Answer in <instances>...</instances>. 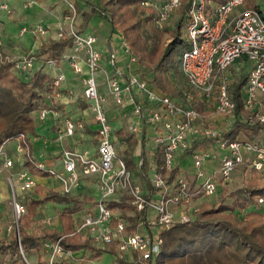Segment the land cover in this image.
Listing matches in <instances>:
<instances>
[{"label":"built area","instance_id":"obj_1","mask_svg":"<svg viewBox=\"0 0 264 264\" xmlns=\"http://www.w3.org/2000/svg\"><path fill=\"white\" fill-rule=\"evenodd\" d=\"M61 1L67 11L62 19L68 27L66 30L59 27L56 39L64 35L71 38L72 45L66 59L75 75L84 73L83 91L80 96H74L71 92L64 94L60 88L65 76L56 71L52 75L55 93L46 98L53 104L59 101L84 102L97 124V143L94 150L64 148L60 153V172L46 168L42 162L34 165L55 178L64 194L78 189L83 179L91 180L96 190L94 204L78 217L72 235L89 240L104 252L109 245H113L117 254L112 255L111 264H154L161 251L162 234L176 224L189 222L203 201L215 198L222 184L231 183L240 164L255 170L264 182V141L240 137L230 140L224 137L239 120L235 114L230 79V69L238 59L243 58L250 64L246 83L240 93L243 109L250 113L246 122L249 125H264V6L257 0H253L255 6L251 8L245 7L247 0H225L220 4L210 0L140 2L142 8L149 10L151 25L159 31L166 28L183 2L187 3L183 32L187 47L179 59V69L186 81L187 91L183 101L178 102L153 88L138 73L117 68V48L111 45L103 54L96 46V36L90 32L82 33L77 28L76 1ZM88 1L96 4L98 0ZM34 4L35 0L28 1L24 8L28 9ZM0 10L10 13V8L4 2L0 3ZM28 31L42 38L48 33L41 24H34L31 29L21 28L20 34ZM117 38L123 52L131 61H136L128 41L121 33ZM3 62L11 63L14 70L26 77L44 62L51 70L57 68L55 62L45 56L37 58L27 54L13 57L0 49V63ZM102 69L107 71L103 82L105 92L100 91L96 78ZM194 94H198L204 104H213L212 118H221L219 126L213 119L207 128L204 127L202 116L191 106ZM108 101L115 110L122 111L126 106H131L128 133L136 141L138 158L141 149L148 152L147 158L142 155L136 162L140 170L144 162L147 164V173L139 172L146 179L145 189L140 185L141 176L128 167L120 151L121 146L115 138L106 109ZM48 111L41 110L40 119H44ZM84 129L83 119L67 118L63 135L73 137L75 132H83ZM197 140L214 143L218 154L212 155L207 150L192 154L196 179L194 186L182 178L171 184L166 183L158 169H174L177 156L189 150ZM16 151L19 154L23 152L19 144ZM157 152L162 159L159 167L154 161ZM215 158L218 160L217 169L207 173L204 164ZM12 166L13 160L0 149V169ZM18 180L21 181V190L31 189L35 185L28 170L21 173ZM125 195L133 207L126 215L136 218V228L130 233L126 231L128 221L109 206ZM257 206L264 209V196L257 198ZM25 213L24 204L17 203L14 198V224L8 226V231L18 229V220ZM42 247L47 254V264H68L76 258L83 259V253L63 250L58 242L46 241Z\"/></svg>","mask_w":264,"mask_h":264},{"label":"trees","instance_id":"obj_2","mask_svg":"<svg viewBox=\"0 0 264 264\" xmlns=\"http://www.w3.org/2000/svg\"><path fill=\"white\" fill-rule=\"evenodd\" d=\"M75 1L77 13L81 18L80 32L89 26L94 16L108 22L110 33L115 29L120 30L128 41L136 62L142 68L148 69L151 75L148 79L150 85L174 98H183L187 91L186 86L179 84L177 79L182 75L178 66L179 59L187 47L183 36L187 3L183 2L176 12L173 28L169 31V39L166 41L159 31L147 26L150 13L140 6L143 0H98L96 4L88 0ZM210 1L220 4L225 0ZM252 2L253 0H247L245 7H254L255 4ZM80 3L85 6V10L81 9ZM71 45V38L65 35L59 39H50L43 43L33 56L37 58L45 56L59 67L65 51L69 50ZM46 67L44 62L38 70L26 77L14 70L11 63H0V147L7 141L18 139L23 149V165L30 174L41 177L51 176L34 166L29 156V137L36 135L31 114L44 109H54L53 103L46 98L47 95L55 93L52 76L45 70ZM246 79L245 72L231 87L235 114L239 120L224 135L230 140L236 139L239 134L248 140H257L259 133L264 130L263 124L249 125L246 122L250 113L243 109L240 97ZM81 104L82 108L87 107L86 104ZM191 106L201 116L207 111L211 112L210 109L205 111L204 102L198 94H194ZM241 116L245 121L241 120ZM118 133L122 134L121 131ZM123 139L128 144L136 145L135 139L129 134L124 135ZM190 150L186 153H190ZM154 161L158 167L161 165L159 152L155 154ZM146 165L144 162L142 172L145 171ZM158 171L166 183L171 184L179 178L178 167L170 171L164 169ZM90 181L83 179L82 183L86 182V187L92 189V186H88L92 185ZM36 189L43 190L38 185ZM225 191L222 190L217 205L203 201L199 211L189 222L176 224L162 234L161 251L154 264H264V209L257 206V198L264 196V182L255 170H250L249 177L240 189L230 195L232 199L228 203L223 198ZM70 194L47 191L42 198L29 199L26 203V214L18 220L19 242L15 233L11 234L9 240H0V253L17 257L22 264H27L24 258L36 252L38 254L36 264H47L43 259L47 254L40 253V250L44 251L42 245L48 241L58 242L63 250L83 255L92 246L88 262L100 258L103 253L116 255L117 251L113 245H109L104 252L94 247L89 240L76 234L72 235L76 220L94 204L96 197L90 195L81 199L70 198ZM48 202L63 205L58 214L60 228L33 230V218L37 209ZM109 206L128 221L129 226L126 229L128 233L135 230L136 218L126 215L133 210L128 196H122L119 202H111Z\"/></svg>","mask_w":264,"mask_h":264},{"label":"crops","instance_id":"obj_3","mask_svg":"<svg viewBox=\"0 0 264 264\" xmlns=\"http://www.w3.org/2000/svg\"><path fill=\"white\" fill-rule=\"evenodd\" d=\"M28 1H31V0H0V3L2 2L6 3L8 7L10 8V10L13 11V14L11 16H7V14L4 11L0 10V42L2 44L0 46V49L5 54H8L13 57L27 55V54H32V55L36 54L39 47L43 43H46L50 39H56L57 29L62 23L61 22L62 20L61 19V5L57 4V0H38L39 2H36L37 6H32L29 9H25L24 5ZM34 24H41L43 27H45L48 32L47 36L44 38L38 37V36L31 34V32L29 31L24 34H20L21 28L26 27L29 29ZM99 24L103 26V24L101 23ZM85 32L93 33L94 29H91L88 26L82 31V33H85ZM120 33H121L120 30L115 29L109 36L106 35L104 39L99 37L96 34L95 35L96 36V46L100 51H102L103 54L106 53L107 48H109L111 45L114 46L115 48H117V52H118L117 68L122 69L124 71L129 69V71H134L137 73L138 63L136 61H131L129 57L123 52V50L121 49V46L119 45V42L117 40L118 39L117 35ZM68 52L69 50L67 49L65 51L64 57L62 58L59 64V67H57L55 70H51L48 67H46L45 70L48 73H50L51 76L54 75L56 71L64 74L65 79L63 80L61 84V88H60L61 91L64 94L71 92L74 96H80V94L83 91L82 80L84 77V73L82 75H75L69 69L68 61L66 59ZM41 57L43 56H40V58ZM103 64L106 66L105 59L103 60ZM235 64H237V66H240L241 68H243L244 66H247L246 73L248 72L250 68L249 62L244 59H238L233 65ZM105 68L107 69V67ZM84 72H85V69H84ZM106 73L107 71L102 69L100 72L96 74V78L99 83V88H100V91L102 92H105V86L103 82L106 78ZM175 99L178 102H180V99H177V98ZM81 103H84V102L78 101L76 103H64L63 101L62 102L59 101L57 103H54L53 104L54 109L49 110L44 119H40L39 112L37 111L31 114L34 120L35 133H36L35 136L29 137V143H30L29 156L33 163L42 162L46 168L59 171L62 169L61 163H60V153L64 148H67L70 150L73 149L77 151L84 150V149H91V150L95 149V146L97 143V124L95 123V120L91 112L87 109V107L82 108ZM204 106H205V111H207L208 109L206 106H208V104H204ZM106 109L108 111L110 122L113 126L115 138L117 139L118 145H120L122 148H126V146L128 148L129 144L127 143V141L123 139V136L119 137L116 134L115 132L116 125L114 126V124L118 122L120 124L122 122V119L127 118L126 121H127V128H128V122H129V116H130L129 113L131 111V106H126L125 108L122 109V111L115 110V108L111 104V101H108V104L106 105ZM208 115H210V112L207 111L204 116H208ZM67 118L83 119L85 123L84 131L75 132L73 137L64 136L63 127H64V121ZM219 119L221 120V118ZM114 120L117 122H115ZM119 128L120 129L118 130V132L121 131L122 127L119 126ZM126 134H129L127 130H126ZM238 137L246 138L242 134H239ZM259 139L260 141L261 140L264 141V130L259 133L257 140ZM194 143L196 144L193 145ZM194 143L190 147L191 150L189 149L190 153H186L188 151L187 150L184 153H180L176 158V167H178L179 169V178L185 179L192 186H194L196 183L192 154L196 151H203V150H207L212 155L218 154L217 148L212 142L197 140ZM18 144H19L18 139L7 141L3 144V146L0 147V149L9 158H13L16 154H19L16 151ZM121 153L125 154V151L124 152L122 151ZM18 165H23V161H21V164L18 163ZM217 167H218L217 158L206 161V163L204 164V168L207 173L215 172ZM240 167L241 169H245L247 173H249L250 171L249 168H247L245 164H240L235 174L240 169ZM12 168L14 169V167ZM7 173L9 174L7 175L6 173L4 174L3 171H0V215H3V216L5 213L4 211L6 209L4 208V205L8 202L11 193H14L12 189L10 188V186L11 187L14 186V184H16L15 182L17 181V180H14V182L13 181L10 182L8 177H10V175H12L13 172L10 171ZM31 175L35 183L34 188L36 189V186L38 185L42 187L43 190L38 191L36 189L37 192L41 193V196H35L29 199L42 198L45 196L47 191H54V192H58L62 194L61 185L55 178L41 177L39 175H33V174ZM50 184L53 186L51 190H49ZM82 184H86V182L81 183L80 187L74 190L73 193L80 192L82 190ZM91 186L94 190L93 196L96 197V190L93 185ZM220 190H221V187H220ZM48 203H52V202H48ZM48 203H45L41 205L40 207H43ZM52 204H58V203H52ZM58 205H61V204H58ZM39 208L37 209L36 214L39 211ZM35 217L33 218V224H34ZM56 223L59 224V219L58 220L56 219ZM43 228H51V227H43ZM43 228H40V229H43ZM53 228H60V224H59V227H53ZM32 229L36 230L34 229L33 225H32ZM15 234H16V237L19 236L18 229L16 230ZM0 237H1L0 240H9L10 238L5 235L0 236ZM33 253H36V252H33ZM46 256L47 255H45L43 258L45 259V261H46ZM109 256L111 257L109 261L111 264L113 260V256L112 255H109ZM28 258H29V255H28ZM24 260L27 264L29 263L26 257L24 258ZM30 261H31L30 264H32L33 263L32 259H30ZM0 264H22V263L19 260H17V257L14 258V257H11L9 254L0 253Z\"/></svg>","mask_w":264,"mask_h":264},{"label":"rangeland","instance_id":"obj_4","mask_svg":"<svg viewBox=\"0 0 264 264\" xmlns=\"http://www.w3.org/2000/svg\"><path fill=\"white\" fill-rule=\"evenodd\" d=\"M35 1L39 2L38 0H35ZM257 1L260 5L264 6V0H257ZM57 4L61 5V19H62V16L65 13H67V11H66L65 6L61 0H59V1L57 0ZM33 6H37V3L34 4ZM81 9L85 10L86 8L84 5H81ZM12 14H13V11L10 10V13L7 14V16H11ZM175 14L173 15L172 19L169 21L168 25L166 26V28L163 31H159L154 26H152L150 23V19L148 21L149 23L147 24V26L149 28H151L152 30L159 31L163 35L164 40L167 41L169 39V31H171V29L173 28V22L175 20ZM61 22L62 23L59 27H62L64 30H66L68 27L67 22L63 19L61 20ZM80 23H81V18L79 15L77 23H76L78 29H79ZM99 23L103 24L104 27L101 26ZM89 27L91 29H94V32H93L94 35L97 34L99 37H101L103 39L106 37V35L109 36L111 34L110 33V25L108 24V22L101 20L97 16H94L90 20ZM30 29H31V27H30ZM166 29L168 30V32H165ZM57 31H58V29H57ZM183 32H184V26H183ZM183 36H184V34H183ZM246 71H247V66H244L243 68H241L240 66H237V64H235L231 67V69H230L231 78L230 79L232 80V86H233V84L236 83L238 77L243 75ZM148 72H149L148 69L142 68V66H140V64L138 63L137 73L143 79H145L148 82V84H150L148 79L151 77V75ZM177 82L179 84H183L184 86H186V90H187V84H186L182 75L177 79ZM168 96H170V95H168ZM172 98H174V97H172ZM180 101H183V98L182 99L180 98ZM212 108H213L212 103L207 106V109H210L211 111H213ZM212 117H214L212 112H210V115H208V116H202V120H203V123L205 125L204 127L207 128L208 124H210L211 121H213V119H215V124L217 126H219V124L222 123V120H220L219 118H212ZM126 120H127V118H124V119H122V122L120 124H119V122L114 124V126L116 125L115 126V132L119 137L124 136L126 134V130L128 131ZM241 120H244V117L241 116ZM115 122H117V121H115ZM119 126L122 127V129H121L122 135L118 134V130L120 129ZM120 151L121 152L125 151L123 158L127 162V164L129 163V166H130L129 168H131L133 170V172L139 173L141 170H140V167H138L136 165V162L138 159L142 158V155L144 156V158H147L148 152L141 149V155L138 158L139 149L136 145L133 146L131 144H129L128 148H127V146H126V148L120 147ZM11 160H13V166L12 167H14V169L12 167H11L12 169L9 168L11 170L0 169V171H3V173L4 174L6 173L7 175L9 174L7 172H10V171L13 172L12 175H10V177H8L10 182L11 181L14 182V180H17L15 182L16 184H14V186H12V187L10 186V188L12 189V191L14 193H11L8 202L4 205V208H6L4 211L5 212L4 216L0 215V236L5 235L7 237H10L11 234L16 233V229H11L10 231H8V226L14 224L13 199L15 198V201L17 203L24 204L26 206V203H27L29 198L35 197V196H41V193L37 192L36 189L34 188V186L28 190H21L20 189L21 181H19L18 178H19L21 173L26 172V168L24 167V165H18V163L21 164V161H23V152H21L20 154H16L13 158H11ZM16 166H18V167H16ZM60 171L61 170H59V172ZM146 173H147V168L145 169L144 174H146ZM139 175L141 176L140 185L143 187V189H145L146 179L143 178L141 173H139ZM248 177H249V173H247V171L245 169H241V167H240V169L237 171V173L233 177L231 183L222 184L221 190L218 189L216 197L215 198L212 197L210 199H207L206 202H211V203L217 205L220 202V196H221V192L223 189L226 190L225 194H224L225 197H223L225 199V202L226 203L230 202L232 199L230 197V195L235 193L236 190L240 189ZM88 186H91V185L88 184ZM52 188H53V186L50 184L49 190H51ZM93 194H94L93 188L90 189V187H86V184H82V190L80 192L72 193L69 196H70V198L72 197V198H80L81 199V197H83V196H90ZM62 208H63V205L52 204V203H48L45 206L40 207L39 211L37 212L36 217L34 219V224H33L34 229L38 230V229L43 228V227H51V228L59 227V224L56 223V219L58 220V214ZM248 210H250V209H248ZM75 218H77V216ZM92 248L93 247L91 246L89 249H87V251L82 256L83 257L82 260H76L77 259L76 258L74 260H71L68 264H86V263L87 264H110L109 261H110L111 257L109 255H107V253L102 254L100 256V258H98V259H95L93 261L88 262V257L92 253V251H91ZM40 253L44 254L43 250H40ZM37 255H38L37 253H33V252L29 254V258L32 259L34 264H36ZM29 258H28V256L26 257L27 261L29 262L28 264H30V262H31Z\"/></svg>","mask_w":264,"mask_h":264},{"label":"water","instance_id":"obj_5","mask_svg":"<svg viewBox=\"0 0 264 264\" xmlns=\"http://www.w3.org/2000/svg\"><path fill=\"white\" fill-rule=\"evenodd\" d=\"M17 239L19 240V236H17Z\"/></svg>","mask_w":264,"mask_h":264}]
</instances>
